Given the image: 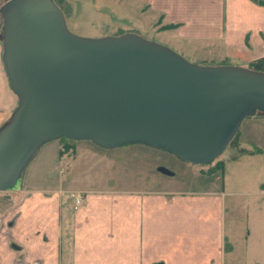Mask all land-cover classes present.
I'll return each instance as SVG.
<instances>
[{
  "label": "crops",
  "instance_id": "crops-1",
  "mask_svg": "<svg viewBox=\"0 0 264 264\" xmlns=\"http://www.w3.org/2000/svg\"><path fill=\"white\" fill-rule=\"evenodd\" d=\"M93 2L134 7L169 46L190 45L200 65L264 59V6L251 0ZM1 54L0 43V125L17 105ZM76 144L73 159L53 144L59 164L41 189L0 193V264H264V116L242 120L238 149L221 165L171 191L89 187L75 162L107 152ZM73 194L82 197L76 208Z\"/></svg>",
  "mask_w": 264,
  "mask_h": 264
},
{
  "label": "water",
  "instance_id": "water-1",
  "mask_svg": "<svg viewBox=\"0 0 264 264\" xmlns=\"http://www.w3.org/2000/svg\"><path fill=\"white\" fill-rule=\"evenodd\" d=\"M0 20L1 61L17 98L0 125V193L18 191L27 164L53 140L142 144L206 166L243 119L264 116V72L193 64L132 32L75 36L53 0H7Z\"/></svg>",
  "mask_w": 264,
  "mask_h": 264
},
{
  "label": "rangeland",
  "instance_id": "rangeland-1",
  "mask_svg": "<svg viewBox=\"0 0 264 264\" xmlns=\"http://www.w3.org/2000/svg\"><path fill=\"white\" fill-rule=\"evenodd\" d=\"M67 1L76 17L77 24H72L71 21L66 20V25L68 30L75 36L96 39L132 32L149 42L169 48L190 63L200 65L198 60L200 58L194 57L190 45H186L188 49L180 52L178 49L169 46L167 42L163 41L161 34H157L151 28L150 17L137 13L134 7L124 10L116 2L111 5H106V2L97 5L96 2L92 3V0ZM199 56L208 57L204 54H199ZM58 142L61 143V148L72 145V152L67 154L71 156L69 158H72L73 154L75 155L83 149L81 145L63 139L43 144L23 170L21 179L23 187L41 189L42 175L47 173L44 172L59 164L54 161V155L49 151L53 148V144H58ZM78 142L88 144L90 148L93 147L107 152L106 154L99 151L101 153L93 156L95 161L94 159L89 161V159L83 157L75 162L78 168L82 167L83 176L81 177H83L84 182L91 185L89 187H121L147 192L171 191L186 184L191 186L196 174H206L211 170V166L216 164V161L230 156L232 152L231 149L227 148L211 165L196 167L178 160L165 151L142 144L125 145L115 149H101L89 141ZM61 166L65 167L64 165ZM158 167H163L174 175L160 174L156 171ZM226 177L228 178L227 173ZM252 178L255 179L254 174H252Z\"/></svg>",
  "mask_w": 264,
  "mask_h": 264
},
{
  "label": "trees",
  "instance_id": "trees-1",
  "mask_svg": "<svg viewBox=\"0 0 264 264\" xmlns=\"http://www.w3.org/2000/svg\"><path fill=\"white\" fill-rule=\"evenodd\" d=\"M1 1H2V3H4L7 0H1ZM53 1L62 10V12L64 13V16H65L66 10H67L66 9L67 7H64L65 6V0H53ZM251 1L255 2L258 5L264 6V0H251ZM216 65H229V64H222V63L207 64V65H204V64L202 65L201 64V66H216ZM248 69L264 72V59H258V60L254 61V62H251V64H250ZM238 135H239V129H238L237 133L235 134V136L233 137V139L231 140V142L229 143V145L227 147V148L231 149L232 152H234L235 150L238 149V145H239L238 144ZM60 139H63V140L69 141V142H73V143H77L78 142V141H73V140H70V139H67V138H60ZM71 147H72V145L65 146V147L61 148V150H60L61 155H65V154H68L69 152H72V148ZM74 152L75 151H73V153ZM212 163H210L208 165H211ZM221 164L222 163L220 161H216V164H213V165L216 168V166H219ZM208 165H206V166H208ZM193 166H195V165H193ZM196 167H204V166H196ZM210 171H208L206 174H208Z\"/></svg>",
  "mask_w": 264,
  "mask_h": 264
},
{
  "label": "built area",
  "instance_id": "built-area-1",
  "mask_svg": "<svg viewBox=\"0 0 264 264\" xmlns=\"http://www.w3.org/2000/svg\"><path fill=\"white\" fill-rule=\"evenodd\" d=\"M72 197L74 199V208H76L80 204L82 197L80 195H74V194Z\"/></svg>",
  "mask_w": 264,
  "mask_h": 264
}]
</instances>
